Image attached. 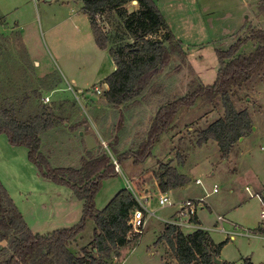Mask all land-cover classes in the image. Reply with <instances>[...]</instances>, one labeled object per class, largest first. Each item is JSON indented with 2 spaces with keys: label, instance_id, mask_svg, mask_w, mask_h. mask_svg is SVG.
Segmentation results:
<instances>
[{
  "label": "rangeland",
  "instance_id": "obj_1",
  "mask_svg": "<svg viewBox=\"0 0 264 264\" xmlns=\"http://www.w3.org/2000/svg\"><path fill=\"white\" fill-rule=\"evenodd\" d=\"M154 2L186 57L182 61L173 54L140 96L118 108L104 95L103 80L114 70L113 61L107 49L96 45L80 0L42 1L36 6L32 0H0V108L9 109L23 121L41 111L51 112L53 127L39 133L40 151L51 167L77 168L82 157L93 156L100 148L115 157L136 149L146 139L160 106L185 95L192 81L203 85L214 82L219 66L217 49H229L252 29L264 30V12L260 10L264 0ZM134 5L129 4L128 9ZM256 45V41L247 40L237 53L247 54ZM232 99L237 110L248 111L252 127L228 157H220L213 139L197 143L198 132L224 112L220 97L214 105L198 98L193 106L179 110L177 126L160 136L143 162L133 164L134 157L123 159L117 173L103 179L95 196L97 209L131 185L152 213L147 215L142 234L111 257L112 264L174 263L166 244L154 242L179 202L198 198L204 200L197 209L201 226L208 228L214 242H225L220 259L243 264L249 257L253 264H264V243L258 233L250 237L240 234L246 230L254 233L263 219L264 66L236 89ZM81 131L94 135L96 147L87 148ZM159 161L176 166L186 175V183L160 191L154 176ZM0 183L34 233L72 226L81 217L83 203L71 188L42 176L29 161L27 148L11 145L4 133H0ZM215 185L217 191L213 192ZM163 193L170 197L171 205L158 203ZM218 215L226 219L223 229H209ZM94 226L89 219L77 241L69 245L73 253L82 246L92 248ZM181 230L188 233L194 228ZM0 245L6 242L0 241Z\"/></svg>",
  "mask_w": 264,
  "mask_h": 264
},
{
  "label": "trees",
  "instance_id": "obj_2",
  "mask_svg": "<svg viewBox=\"0 0 264 264\" xmlns=\"http://www.w3.org/2000/svg\"><path fill=\"white\" fill-rule=\"evenodd\" d=\"M80 1L96 45L108 50L115 65L103 80L106 85L104 95L110 105L119 108L140 96L152 78L169 64L173 54L184 61L186 53L181 42L169 29L154 0H136L133 9H128L133 0ZM260 10L264 12V2ZM247 40H254L257 45L247 54H238L239 47ZM216 53L219 66L214 82L203 85L192 81L185 95L160 106L150 121L146 139L136 149H128L115 157L100 148L97 154L82 158L77 168L51 167L40 151L39 133L54 125L51 112L41 111L23 121L9 109L0 108V133L6 135L11 145L25 146L29 161L42 176L69 186L83 203L77 223L46 234L34 233L0 183V241L6 242V245H0V264H112L110 259L118 254L120 247L137 238L138 235L131 234L129 220L133 211L141 208L128 188L116 192L102 209L96 208L95 196L103 179L117 173L113 158L118 164L130 157H134L133 164L143 162L160 136L177 126L179 110L193 106L198 98L214 105L220 97L224 112L198 132L197 143L201 145L213 139L219 146L220 157H228L239 138L251 131L248 111L237 110L232 97L236 89L264 66V30L252 29L244 37H238L229 49H217ZM177 158L181 161L179 152ZM154 176L162 192L183 186L187 181L186 175L169 161H159ZM261 200L264 204V198ZM89 219L95 224L90 239L92 248L82 246L77 254L73 253L69 245L77 241ZM192 219L197 223L196 216ZM256 231L264 234V221ZM163 243L174 259V263L166 261V264H216L213 256L220 258L225 244L215 243L205 229L196 228L184 233L168 223H164L154 242L155 245ZM220 264L233 263L221 260ZM243 264L253 263L247 257Z\"/></svg>",
  "mask_w": 264,
  "mask_h": 264
},
{
  "label": "built area",
  "instance_id": "obj_3",
  "mask_svg": "<svg viewBox=\"0 0 264 264\" xmlns=\"http://www.w3.org/2000/svg\"><path fill=\"white\" fill-rule=\"evenodd\" d=\"M42 1H51V0H32L34 5L36 6L37 3L42 2ZM63 2H70V1H76V0H60ZM96 91L99 92V89L96 88ZM44 100H48V98H44ZM113 163L115 165L116 169H119V164L116 162V160L113 158ZM196 183H200L199 180L197 179L195 181ZM128 189L135 195L137 198L141 208L140 209H135L133 213L131 214L129 224L132 226V232L131 234L138 235L137 238L142 234L143 232V227L146 222L147 215L152 214L149 212L144 206L142 201L138 198L137 192L135 189L131 186L128 185ZM213 192L217 191V186L215 185L212 188ZM146 200V199H145ZM158 203L161 206L165 205H171V199L168 195H165L164 193L159 196ZM204 205V200L202 198L198 199H186L183 201H180L177 207V210L172 217V219L165 221V223L175 225L179 227L180 229L182 228H201L205 229L203 227H200L197 223L193 221V217L196 216L197 214V209L199 207H202ZM262 216H264V209L262 210ZM218 220H222L223 217L221 215L217 216ZM206 230V229H205Z\"/></svg>",
  "mask_w": 264,
  "mask_h": 264
},
{
  "label": "crops",
  "instance_id": "obj_4",
  "mask_svg": "<svg viewBox=\"0 0 264 264\" xmlns=\"http://www.w3.org/2000/svg\"><path fill=\"white\" fill-rule=\"evenodd\" d=\"M112 59V58H111ZM113 61V60H112ZM113 65H114V62H113ZM114 69H115V65H114ZM106 86V85H105ZM87 132H89V131H85L84 133H87ZM246 136V135H245ZM244 136V137H245ZM244 137H242V139L244 138ZM82 158H84V157H82ZM156 183H157V181H156ZM180 187H182V186H180ZM262 199V198H261ZM223 217V216H222ZM261 217L263 218L262 220H261V222L259 223V224H261L263 221H264V216H262V212H261ZM196 221H197V223H198V225L200 226V227H203V226H201V223H200V219L198 218V216H197V214H196ZM226 221V219H225V217H223V219L222 220H218L217 219V217H216V221H215V223H214V226L213 227H210L209 229H223V222H225ZM258 224V225H259ZM258 227V226H257ZM203 228H205L208 232H209V230H208V228L207 227H203ZM257 231H254V233H253V231L251 232V231H247L246 230V233H240V234H242V235H245V236H248V237H250V236H255L257 233V235L258 236H260L261 237V241L264 243V234H261V233H259V232H257ZM210 235V234H209ZM233 236V235H232ZM231 236V238H233ZM211 237V236H210ZM215 243H219V242H215ZM223 248V247H222ZM222 248H221V250H222ZM221 252V251H220ZM253 263V262H252Z\"/></svg>",
  "mask_w": 264,
  "mask_h": 264
},
{
  "label": "water",
  "instance_id": "obj_5",
  "mask_svg": "<svg viewBox=\"0 0 264 264\" xmlns=\"http://www.w3.org/2000/svg\"><path fill=\"white\" fill-rule=\"evenodd\" d=\"M132 3L136 4L137 1L133 0ZM80 134L84 136L85 144H86L88 149H92L93 147H96L97 142H96V139L92 133H90V132L84 133L83 131H81ZM241 139H242V137L239 138V140H241ZM213 260H214V263H216V264L221 263V259L216 257V256H213Z\"/></svg>",
  "mask_w": 264,
  "mask_h": 264
}]
</instances>
